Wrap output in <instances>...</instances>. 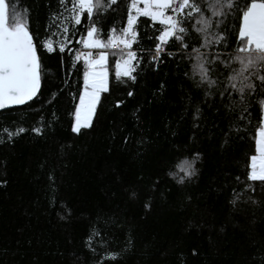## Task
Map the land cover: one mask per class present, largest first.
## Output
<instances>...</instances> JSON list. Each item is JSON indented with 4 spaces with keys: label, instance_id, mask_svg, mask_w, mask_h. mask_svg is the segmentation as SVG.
I'll list each match as a JSON object with an SVG mask.
<instances>
[{
    "label": "trees",
    "instance_id": "obj_1",
    "mask_svg": "<svg viewBox=\"0 0 264 264\" xmlns=\"http://www.w3.org/2000/svg\"><path fill=\"white\" fill-rule=\"evenodd\" d=\"M8 2L18 5L17 11L30 9L34 36L38 31L44 37L50 13L62 11L57 0ZM129 2L117 0L98 24L102 39L110 28L126 25ZM247 2L237 0L238 9ZM82 21L70 27L69 47L77 50H85L76 41L90 23ZM238 26L239 11H233L221 29L228 39L216 51L237 47ZM135 28L138 41L131 50L140 60L137 79L119 83L117 57L110 54V93H101L93 124L81 134L70 131L84 71L82 60H72L74 52L56 48L43 54L38 96L0 112V181H6L0 184V264H33L34 257L40 264H97L105 251L119 256L115 261L105 257L101 264H264V183L247 176L264 118L256 102L262 90L258 86L256 96H246L243 104L235 95L231 110L219 96L204 103L203 91L189 78L191 60L177 52L178 43L169 38L153 67L154 37L162 26L138 17ZM54 92L55 100L47 103ZM116 100L124 101L119 109ZM194 104L203 111L196 128ZM137 108L139 121L132 116ZM36 126L42 127L40 135L30 130ZM19 127L26 131L9 139L4 129L14 133ZM192 151L201 153L197 175L177 184L168 172L190 159ZM246 184L254 194L245 190ZM133 187L139 193L136 200L126 192ZM233 189L240 194L235 207L229 203ZM149 197L151 209L146 211ZM65 205L71 215L62 219ZM189 223L193 227L186 231ZM93 225L108 241H93L95 251L85 246Z\"/></svg>",
    "mask_w": 264,
    "mask_h": 264
},
{
    "label": "snow or ice",
    "instance_id": "obj_2",
    "mask_svg": "<svg viewBox=\"0 0 264 264\" xmlns=\"http://www.w3.org/2000/svg\"><path fill=\"white\" fill-rule=\"evenodd\" d=\"M116 2L117 0H57V6L62 11L50 13V22L45 26L46 34L41 37L38 31L35 36L30 31V9L23 8L17 11L18 5H10L8 0H0V109L26 105L38 96L44 74L42 55L53 53L58 48L60 53L74 52L72 57L74 62L83 61V87L79 92V101L71 113L73 119L70 131L79 135L82 129H89L93 124L94 115L97 114L101 93H110L108 56L111 54L117 57L114 71L119 83H127L128 80L134 82L137 79L134 72L140 60L131 49L133 43L138 41L135 28L138 17H147L153 23L158 22L162 26V29L158 30L159 35L154 37L158 43L155 44V54L150 56V60L155 62L153 67L157 66L164 45L169 42V38H172L179 45L177 52L191 60L189 78L192 79L194 88L203 91L204 103H208L210 98L219 96L222 98L221 104L231 110L235 95L239 96V101L243 104L246 96H256V89L259 86L262 94L256 102L264 112V0H249L242 10L238 9L237 0H200V2L198 0H130L127 4L126 25L120 29L110 28L105 40L101 38L102 29L98 24L102 23L104 16ZM233 11H239L237 47L227 52L216 51V46H224L228 39L221 29ZM82 17L88 19L90 23L85 29V34L76 43L82 44L83 48L89 51L69 47L73 44V40L69 38L70 25H80L83 22ZM53 28L56 31H53ZM92 49L98 51L93 54ZM166 55L173 56L174 53L168 52ZM185 76H189V73L186 72ZM160 88L163 89L164 85L161 84ZM133 95L132 90L127 92L128 97ZM55 98L54 92L52 100L46 102L52 103ZM224 99H227V104H224ZM123 103V100H116L114 107L119 109ZM243 111L247 112L246 105ZM139 112L140 108H137L132 113L137 121L140 119L137 115ZM202 115L203 111L199 104H194L192 106L194 128L199 126ZM260 125L256 131L255 154L250 157L247 176L249 181L264 183V119L260 121ZM30 130L40 135L42 127L36 126ZM4 131L10 139L13 135L18 136L25 132L26 129L19 127L14 133L8 132L7 129ZM113 139H115L114 134ZM122 139L127 143L129 137L125 135ZM200 159L201 153L192 151L191 158L185 157L174 170L168 172V175L177 184L191 181L197 175L195 164ZM49 180H53L51 173ZM5 183L6 181H0V184ZM155 184L156 182H153V186ZM245 190L255 193V189L247 184ZM126 192L130 200L138 199L139 193L135 187L126 189ZM249 199L253 204H259L252 195ZM239 200L240 194L233 189L229 203L235 207ZM143 207L146 211L151 209V197L144 202ZM70 215L71 209L65 205L64 215L61 218ZM192 227L193 225L189 223L185 230ZM97 239L104 245L108 244L101 231L93 225L85 246L95 251L93 241ZM127 243L131 244L132 240L129 239ZM197 254V250L193 248L192 255ZM118 256V252L105 251V255L101 256L97 264H101L105 257L115 261ZM33 264L40 262L34 257Z\"/></svg>",
    "mask_w": 264,
    "mask_h": 264
},
{
    "label": "rangeland",
    "instance_id": "obj_3",
    "mask_svg": "<svg viewBox=\"0 0 264 264\" xmlns=\"http://www.w3.org/2000/svg\"><path fill=\"white\" fill-rule=\"evenodd\" d=\"M140 6L142 7V5H140ZM57 23H59V22L57 21ZM70 27H71V25H70ZM55 31H56V29H55ZM70 34H71V33H69V38L72 39V36H71ZM54 39H56V38L54 37ZM54 47H55V45H54ZM85 51H89V50H88V49H85ZM91 51L95 54V52H94L93 49H92ZM111 57H113V56L110 55V58H111ZM110 58H109V60H110ZM109 60H108V63H109ZM78 101H79V99H78ZM77 103H78V102H77Z\"/></svg>",
    "mask_w": 264,
    "mask_h": 264
},
{
    "label": "crops",
    "instance_id": "obj_4",
    "mask_svg": "<svg viewBox=\"0 0 264 264\" xmlns=\"http://www.w3.org/2000/svg\"><path fill=\"white\" fill-rule=\"evenodd\" d=\"M94 50V52L96 53L98 50H96V49H93ZM94 54V53H93ZM109 58H110V55L108 56V60H109ZM264 119V118H263Z\"/></svg>",
    "mask_w": 264,
    "mask_h": 264
},
{
    "label": "water",
    "instance_id": "obj_5",
    "mask_svg": "<svg viewBox=\"0 0 264 264\" xmlns=\"http://www.w3.org/2000/svg\"><path fill=\"white\" fill-rule=\"evenodd\" d=\"M18 106H19V105H18ZM13 107H16V106H12V107H10V108H13ZM7 109H9V108H7ZM3 110H6V109H0V112L3 111Z\"/></svg>",
    "mask_w": 264,
    "mask_h": 264
},
{
    "label": "built area",
    "instance_id": "obj_6",
    "mask_svg": "<svg viewBox=\"0 0 264 264\" xmlns=\"http://www.w3.org/2000/svg\"><path fill=\"white\" fill-rule=\"evenodd\" d=\"M81 51H85V50H81ZM132 51H134V50H132ZM135 53H136V51H134ZM155 54V52L153 53V55ZM160 58H161V56H160ZM160 60V59H159Z\"/></svg>",
    "mask_w": 264,
    "mask_h": 264
}]
</instances>
